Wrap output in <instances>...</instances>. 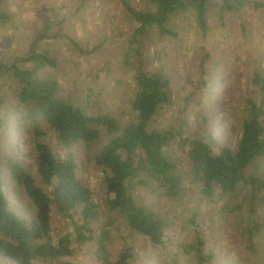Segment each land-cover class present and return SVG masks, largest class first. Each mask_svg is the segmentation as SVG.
Instances as JSON below:
<instances>
[{
  "label": "trees",
  "instance_id": "obj_1",
  "mask_svg": "<svg viewBox=\"0 0 264 264\" xmlns=\"http://www.w3.org/2000/svg\"><path fill=\"white\" fill-rule=\"evenodd\" d=\"M119 1L135 25L127 57L135 61L131 63L135 74L128 120L94 113L88 105L63 96L60 82L52 73L58 69V59L39 49V42L51 38H67L83 55L95 54L100 45L82 48L66 35L49 37L43 32L26 54L9 64L0 61V80L11 82L12 98L22 110L25 123L32 126L38 156L36 174L17 158L3 159L15 194L20 199L25 195L29 201V216H19L11 208L0 177V255L18 264H67L82 246L89 244L98 264H133L135 240L129 244L124 231L167 249L172 228V221L141 201L135 191L154 189L166 199L178 201L190 190L188 184L197 188L200 197L211 198L217 192L228 197L234 203V212L242 214L249 246L254 249V238L264 228V172L258 167L264 161V76L254 73L253 84L260 95L245 101L241 138L237 148L232 149L211 138L153 127L159 110L172 101L173 90L167 77L147 70L141 46L154 28L160 36H178L168 25L179 13L193 12L199 30L206 36L209 11L215 5L224 16L247 8L263 10L264 3L146 0L151 8L142 11L128 0ZM0 19L6 21L8 16L0 12ZM2 101L0 91V107ZM99 144L101 148L94 151L93 146ZM174 147L187 158L189 172L181 168L177 154L171 157ZM76 148L92 154L90 161L103 174L106 195L101 204L96 202L94 189L80 177ZM57 216L71 223L73 230L57 233ZM192 223L196 224L195 218ZM118 239L124 240V245L114 252ZM198 239L179 244V250L183 249L197 264H211V256L204 253Z\"/></svg>",
  "mask_w": 264,
  "mask_h": 264
},
{
  "label": "rangeland",
  "instance_id": "obj_2",
  "mask_svg": "<svg viewBox=\"0 0 264 264\" xmlns=\"http://www.w3.org/2000/svg\"><path fill=\"white\" fill-rule=\"evenodd\" d=\"M128 1L138 10L151 8L146 0ZM0 12L8 16L6 21L0 19V61L6 64L26 54L43 32L49 37L66 35L82 48L100 45L95 54L83 55L67 38H51L39 42V49L58 59V69L52 73L63 96L88 105L94 113L129 119L135 74L131 63L135 61L127 57L135 25L119 0H2ZM221 15L218 6L210 9L209 31L203 36L193 12L179 13L168 25L178 36H160L154 28L144 38L141 52L147 70L167 77L173 90L172 101L159 110L153 127L211 138L236 149L246 116L245 101L260 95L253 84L254 73L264 76V9ZM0 91V177L11 208L19 216H29V201L25 195L20 199L15 194L3 159L17 158L36 174V137L12 98L11 82L0 80ZM100 148V144L93 146L94 151ZM58 152L64 154L63 149ZM74 153L80 177L94 189L96 202L103 203V174L90 161L92 154L84 148H76ZM173 153L182 160L181 168L189 172L187 158L176 147L171 151L174 158ZM258 167L264 172V161ZM188 187L186 196L178 201L166 199L154 189L135 191L141 201L170 219L172 228L167 249L124 231L129 244L135 240L133 264H197L179 250V244L196 242L197 238L204 253L211 256V264H264V228L254 238L253 249L247 239V224L242 223V214L234 212L228 197L218 192L211 198L200 197L197 188L192 184ZM55 229L66 233L73 227L57 216ZM123 245L124 240H116L114 252ZM90 248L89 244L82 246L67 264H98ZM0 264L18 263L0 255Z\"/></svg>",
  "mask_w": 264,
  "mask_h": 264
}]
</instances>
